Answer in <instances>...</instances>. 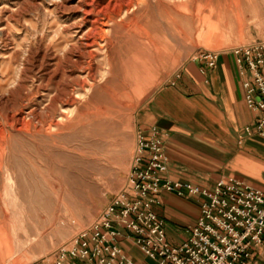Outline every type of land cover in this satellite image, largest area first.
Masks as SVG:
<instances>
[{
	"label": "rangeland",
	"instance_id": "374dc122",
	"mask_svg": "<svg viewBox=\"0 0 264 264\" xmlns=\"http://www.w3.org/2000/svg\"><path fill=\"white\" fill-rule=\"evenodd\" d=\"M263 37L264 0H0V264L60 258L129 188L139 134L163 145L136 128L148 96Z\"/></svg>",
	"mask_w": 264,
	"mask_h": 264
},
{
	"label": "built area",
	"instance_id": "2783aa9c",
	"mask_svg": "<svg viewBox=\"0 0 264 264\" xmlns=\"http://www.w3.org/2000/svg\"><path fill=\"white\" fill-rule=\"evenodd\" d=\"M231 50L243 75L244 101L253 112L243 132L264 137V37ZM216 57L209 50L199 55L209 66ZM155 132L138 136L129 188L116 193L53 264H60L64 255L93 264H135L119 245L122 228L130 230L134 243L158 264H243L250 256L264 230V186L231 174L209 186L168 178L163 145ZM160 190L204 196L187 235L177 243L168 240L162 219L151 208Z\"/></svg>",
	"mask_w": 264,
	"mask_h": 264
},
{
	"label": "crops",
	"instance_id": "0c3cea01",
	"mask_svg": "<svg viewBox=\"0 0 264 264\" xmlns=\"http://www.w3.org/2000/svg\"><path fill=\"white\" fill-rule=\"evenodd\" d=\"M243 75L230 52H220L214 66L192 59L181 65L166 84L155 89L140 105L136 128L146 133L155 127L163 140L167 174L209 186L225 174L264 186V137L246 134L253 117L244 101ZM202 195H176L161 191L153 205L162 217L166 236L183 239L199 213ZM123 253L135 264H158L122 228L118 237ZM243 264H264V230L260 243L251 246ZM32 264H53L44 258ZM61 264H93L66 256Z\"/></svg>",
	"mask_w": 264,
	"mask_h": 264
}]
</instances>
